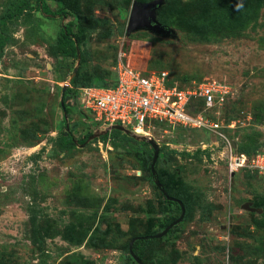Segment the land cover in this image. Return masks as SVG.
<instances>
[{"label":"rangeland","instance_id":"1","mask_svg":"<svg viewBox=\"0 0 264 264\" xmlns=\"http://www.w3.org/2000/svg\"><path fill=\"white\" fill-rule=\"evenodd\" d=\"M14 1L0 0V17ZM45 1L70 19L28 0L0 29V264H132V237L161 232L178 213L150 175L149 136L161 147L157 178L186 207L165 236L141 243L149 264H264V172L231 167L264 154V0H162L156 18L170 31L130 34L134 5L154 0ZM65 24L80 56L56 51ZM120 62L166 70L170 84L225 83L220 127L155 121L103 140L81 88L99 73L113 80ZM67 130L93 135L67 145Z\"/></svg>","mask_w":264,"mask_h":264},{"label":"built area","instance_id":"2","mask_svg":"<svg viewBox=\"0 0 264 264\" xmlns=\"http://www.w3.org/2000/svg\"><path fill=\"white\" fill-rule=\"evenodd\" d=\"M120 62L116 84L112 88L90 85L81 88V102L103 127L123 125L135 133L147 130L159 121L172 128L217 130L222 106L229 90L223 82L181 86L170 84L168 71H145ZM240 157H243L242 159ZM249 161L264 172V154L251 158L242 154L232 170Z\"/></svg>","mask_w":264,"mask_h":264},{"label":"trees","instance_id":"3","mask_svg":"<svg viewBox=\"0 0 264 264\" xmlns=\"http://www.w3.org/2000/svg\"><path fill=\"white\" fill-rule=\"evenodd\" d=\"M37 5L38 8L40 10H42L43 12H47V13H51L54 15H61L64 18V23L65 21L67 22L70 19V13L66 11L65 8H62L60 10L57 11V13H54L50 10V8L48 7L47 3L45 0H37ZM29 7L28 4V0H15L14 2H12L11 6L1 15L0 17V29L4 28L10 21H12L13 19H18L21 17V15L24 13L25 9H27ZM235 25H239L240 22H242V20L240 19H236L233 20ZM80 35L78 33L72 32V29L69 26H66V24L62 27L61 30V34L58 38V46L56 47V51L59 54H64V55H70V56H77L78 52H77V41L79 40ZM4 39V38H3ZM5 41L2 40L1 41V45H4ZM148 68V67H147ZM96 77L94 78V80L92 82H90V85H95L98 87H103V88H112L115 86L116 84V78H114L113 80H109V78L106 75H103L101 73L96 74ZM98 77H103L106 80V83H113L112 86L110 87H104V86H100L96 80ZM71 81H74V77L71 78ZM179 84V82H178ZM89 85V86H90ZM181 85V84H180ZM182 86V85H181ZM184 87V86H183ZM71 88H67L65 90V94L63 97V101H64V105H62L63 109L68 112V108L66 106V99L68 97V94L71 92ZM172 128V127H171ZM177 128V127H176ZM174 128V129H176ZM184 128V127H182ZM68 129V128H67ZM173 129V128H172ZM117 132H122L120 130H116ZM92 133H87L84 137L82 138H76L74 133L71 132L70 130H67L66 133V139H63L65 141V143L67 145H78L80 143H85L87 142L90 137L92 136ZM100 136L103 140L107 139L109 137V132L108 131H103L100 133ZM144 140L146 141V138H144ZM63 141V142H64ZM62 142V143H63ZM174 151V150H172ZM255 154V153H254ZM254 154H250L248 155V157H252ZM154 156V155H152ZM151 156V162H150V166H149V172L150 175L154 177V174L152 172V168H151V164H152V160L153 157ZM160 182L162 183L163 187L165 188V185L163 183V181L160 180ZM158 187V186H157ZM159 188V187H158ZM160 189V188H159ZM165 190L167 191V189L165 188ZM162 192V191H161ZM167 193L173 197H176L180 200H182L181 198L172 195L170 192L167 191ZM164 194V193H163ZM165 195V194H164ZM165 200L166 202H168L171 205H177L178 207V213L175 215H171L169 216L165 222L163 223V228H166L170 223L174 222L181 214L182 209L180 204L177 201L174 200H169L166 195H165ZM183 201V200H182ZM183 203H185L183 201ZM175 227V226H174ZM174 227H172L171 229H173ZM171 229L169 231H171ZM156 234V233H155ZM147 235H153L152 233L150 234H145V235H140V236H133V238L138 237L133 245V249L135 251V253L137 254V256L140 258V260L143 262V264H149V261L146 260L142 254V252H140V248H141V243H148L150 240H157L156 237L154 238L153 236H149V237H145ZM151 237V238H150ZM162 238V237H161ZM131 239V240H132ZM131 242V241H130ZM128 253H129V258L132 262V264H139L131 255L130 252V244L128 245Z\"/></svg>","mask_w":264,"mask_h":264},{"label":"water","instance_id":"4","mask_svg":"<svg viewBox=\"0 0 264 264\" xmlns=\"http://www.w3.org/2000/svg\"><path fill=\"white\" fill-rule=\"evenodd\" d=\"M161 2H162V0H154V1L147 3V4H144V5L135 4L134 7L132 8L131 12H130V18H129V23H128V34H130L134 29H136L138 27H149V28H151L155 31H158V32H169L170 31L169 28L167 26H165L164 24H162L161 22H159L156 18V9L161 4ZM77 52H78V56H80L78 46H77ZM66 89H67V86L64 87L63 92H62V100H61L62 105H64L63 97H64ZM112 128H115L118 130H124V131L129 130L128 128H126L123 125H114V126H110V127L106 128L107 130H103V131L106 132ZM103 131H101V132H103ZM101 132H99V133H101ZM132 133H135V132H132ZM148 141L154 149V156H153L151 168H152V172L155 176V182L159 186L160 190L166 195V197L169 200L177 201L180 204L181 209H182L180 216L174 222L170 223L161 232L156 233L154 235H150V236H153L156 238H161V237L165 236L172 227H174L175 225H177L178 223H180L183 220V218L185 217V214H186V207H185L182 200L169 195L167 193V191L165 190V188L163 187L160 180L157 178L155 166H156V162L159 158L161 147L159 146L157 141L154 138H152V136L148 137ZM145 237H149V236H145ZM137 238L138 237H135L131 240L130 252H131V255L133 256V258L139 264H143V262L140 260V258L137 256V254L135 253V251L133 249V245H134Z\"/></svg>","mask_w":264,"mask_h":264},{"label":"bare ground","instance_id":"5","mask_svg":"<svg viewBox=\"0 0 264 264\" xmlns=\"http://www.w3.org/2000/svg\"><path fill=\"white\" fill-rule=\"evenodd\" d=\"M140 132H146L145 130H141Z\"/></svg>","mask_w":264,"mask_h":264}]
</instances>
